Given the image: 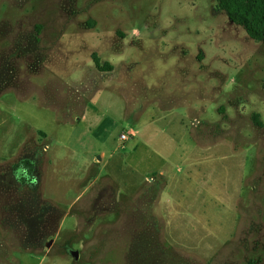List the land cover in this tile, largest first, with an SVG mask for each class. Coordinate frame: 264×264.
<instances>
[{
  "label": "rangeland",
  "instance_id": "rangeland-1",
  "mask_svg": "<svg viewBox=\"0 0 264 264\" xmlns=\"http://www.w3.org/2000/svg\"><path fill=\"white\" fill-rule=\"evenodd\" d=\"M249 262L264 41L216 0H0V264Z\"/></svg>",
  "mask_w": 264,
  "mask_h": 264
},
{
  "label": "trees",
  "instance_id": "trees-1",
  "mask_svg": "<svg viewBox=\"0 0 264 264\" xmlns=\"http://www.w3.org/2000/svg\"><path fill=\"white\" fill-rule=\"evenodd\" d=\"M216 1L218 8L226 11L233 22L242 25L251 38L264 41V0ZM93 60L100 70L112 68L109 63L102 64L96 53H93ZM248 264H253V262Z\"/></svg>",
  "mask_w": 264,
  "mask_h": 264
},
{
  "label": "built area",
  "instance_id": "built-area-1",
  "mask_svg": "<svg viewBox=\"0 0 264 264\" xmlns=\"http://www.w3.org/2000/svg\"><path fill=\"white\" fill-rule=\"evenodd\" d=\"M123 136H125V135H123Z\"/></svg>",
  "mask_w": 264,
  "mask_h": 264
}]
</instances>
